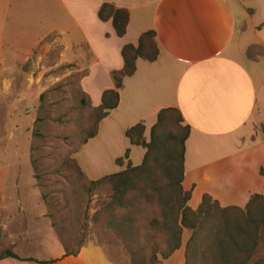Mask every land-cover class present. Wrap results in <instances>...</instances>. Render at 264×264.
<instances>
[{
	"label": "crops",
	"instance_id": "crops-1",
	"mask_svg": "<svg viewBox=\"0 0 264 264\" xmlns=\"http://www.w3.org/2000/svg\"><path fill=\"white\" fill-rule=\"evenodd\" d=\"M46 5L51 21L38 42L55 35L65 44L64 58L81 60L87 54L91 61L79 64L80 85L100 100L104 90L115 87L110 73L123 66V45L137 44L144 31L156 34L158 58L136 61L135 73L118 90V106L100 121L94 138L107 134L112 141L115 131L125 134L137 122L144 123L149 137L157 113L175 107L191 128L182 185L191 190L193 209L205 193L222 206L243 208L253 193L264 192V139L252 129L264 119V55H246L254 45L264 48V20H252L264 12V0H47ZM36 209V217L45 219L44 204ZM2 215L1 231L9 227ZM59 247L45 259L14 251L46 263L6 257L0 264H115L97 244L82 246L76 255ZM182 249L164 264L179 259Z\"/></svg>",
	"mask_w": 264,
	"mask_h": 264
},
{
	"label": "rangeland",
	"instance_id": "rangeland-1",
	"mask_svg": "<svg viewBox=\"0 0 264 264\" xmlns=\"http://www.w3.org/2000/svg\"><path fill=\"white\" fill-rule=\"evenodd\" d=\"M46 2L0 0V202L6 206L0 215L9 222L0 230V251L12 245L17 254L45 259L60 251L59 243L64 251L93 243L117 264H129L126 250L134 244L108 229L105 217H95L108 192L105 186L92 190L89 180L123 170L128 162L140 164L144 149L131 145L120 130L112 141L104 134L82 143L100 102L95 91L86 93L80 85L84 71L78 69L91 59L87 54L81 60L64 58L65 44L55 35L38 42L51 21ZM252 20H264V12ZM252 47L264 53L261 45ZM263 125L264 119L252 127L253 136L264 139ZM43 204L45 219H38L36 207ZM158 214L143 205L135 212L134 231L146 232ZM123 215L118 209L116 216ZM188 236L184 229L183 249ZM183 249L170 264H183Z\"/></svg>",
	"mask_w": 264,
	"mask_h": 264
},
{
	"label": "trees",
	"instance_id": "trees-1",
	"mask_svg": "<svg viewBox=\"0 0 264 264\" xmlns=\"http://www.w3.org/2000/svg\"><path fill=\"white\" fill-rule=\"evenodd\" d=\"M100 17H104L103 10ZM117 32L122 33L119 29ZM158 55L159 47L153 30L141 33L137 44L123 45V66L110 73L115 87L102 92L100 103L95 107L93 128L82 143L97 135L100 121L118 106V90L123 86L124 78L135 73L136 61L142 58L152 62ZM246 55L254 58L264 53H254L253 47H249ZM190 131V126L184 123L175 107L163 108L157 113L149 137L145 136L143 122L127 128L125 136L130 144L145 150L142 161L138 165L128 162L123 170L89 180L92 190L105 186L108 192L95 217H105L108 229L112 228L118 238L134 244L126 250L129 264H163L181 248L184 229L189 231V236L184 244L183 264H264V192L253 193L243 208L222 206L208 193L202 196L195 209L188 204L191 190H185L182 182L185 143ZM128 156L127 149L125 157ZM72 160L83 176L76 160ZM143 205L157 208L159 214L150 219L148 230L140 233L134 231L135 212ZM118 209L124 210L121 219L116 216ZM11 246L0 251V260L13 257L47 262L22 258ZM80 248L67 250L65 247V255H76Z\"/></svg>",
	"mask_w": 264,
	"mask_h": 264
}]
</instances>
